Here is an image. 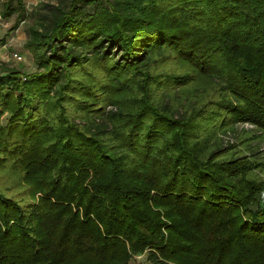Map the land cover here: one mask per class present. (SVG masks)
<instances>
[{
    "label": "trees",
    "instance_id": "obj_1",
    "mask_svg": "<svg viewBox=\"0 0 264 264\" xmlns=\"http://www.w3.org/2000/svg\"><path fill=\"white\" fill-rule=\"evenodd\" d=\"M33 15L36 70L0 73V264H264V0Z\"/></svg>",
    "mask_w": 264,
    "mask_h": 264
},
{
    "label": "rangeland",
    "instance_id": "obj_2",
    "mask_svg": "<svg viewBox=\"0 0 264 264\" xmlns=\"http://www.w3.org/2000/svg\"><path fill=\"white\" fill-rule=\"evenodd\" d=\"M7 0H0V73L4 68L15 67L25 72H33L36 70L33 56L29 50L25 48V43L29 37V27L34 23L33 12L40 7L41 2L50 0H26L28 17L26 21L21 23L16 29L12 30L16 22V14L5 18L3 9ZM55 1V0H51ZM1 40H3L1 42ZM21 54L23 60H17L14 54ZM5 118L3 122H5ZM251 128L249 124L240 125V128ZM225 141L234 140L233 134L224 136ZM264 148V144L262 145ZM132 264H150L146 255H139L132 260Z\"/></svg>",
    "mask_w": 264,
    "mask_h": 264
},
{
    "label": "built area",
    "instance_id": "obj_3",
    "mask_svg": "<svg viewBox=\"0 0 264 264\" xmlns=\"http://www.w3.org/2000/svg\"><path fill=\"white\" fill-rule=\"evenodd\" d=\"M0 17H1V15H0ZM14 57H15L17 60H23V56H22L21 54L16 53V54H14Z\"/></svg>",
    "mask_w": 264,
    "mask_h": 264
}]
</instances>
